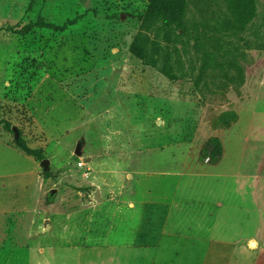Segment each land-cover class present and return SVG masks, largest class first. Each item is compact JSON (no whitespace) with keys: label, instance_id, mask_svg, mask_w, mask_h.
<instances>
[{"label":"rangeland","instance_id":"rangeland-1","mask_svg":"<svg viewBox=\"0 0 264 264\" xmlns=\"http://www.w3.org/2000/svg\"><path fill=\"white\" fill-rule=\"evenodd\" d=\"M149 3L0 0V264H149L146 196L193 217L201 188L264 239V0H183L139 59Z\"/></svg>","mask_w":264,"mask_h":264},{"label":"crops","instance_id":"crops-1","mask_svg":"<svg viewBox=\"0 0 264 264\" xmlns=\"http://www.w3.org/2000/svg\"><path fill=\"white\" fill-rule=\"evenodd\" d=\"M216 192L220 196L207 200L201 188L196 192L200 199H196L195 215L176 218L166 217V212L171 213L166 202H156L155 195L146 196L145 204L141 205L146 209L147 218L141 225L147 230L142 232L148 241L152 237L157 244L141 250L135 249L136 246L131 249L137 255L139 251L151 254L153 260L149 264H167L163 259L168 257L174 258L169 264H264L263 236L235 234L237 226H246V196L237 199L234 187H220ZM209 205L214 211L210 214L204 208ZM223 209L227 212L224 215L221 213ZM154 212L160 217H155ZM263 224L259 216L255 225L260 228Z\"/></svg>","mask_w":264,"mask_h":264},{"label":"trees","instance_id":"trees-1","mask_svg":"<svg viewBox=\"0 0 264 264\" xmlns=\"http://www.w3.org/2000/svg\"><path fill=\"white\" fill-rule=\"evenodd\" d=\"M183 0H150L149 7L145 14L141 17V24L139 30L136 34V37L131 46V53L138 56L139 59H143L142 49L139 47V44L142 42L145 32L149 28V24L154 19L159 17H167L170 20L178 21L180 24L184 23V14L182 13ZM38 25H41L44 28L48 29H57L56 26L45 24L42 21H38ZM31 29L23 28L20 31H17L16 34L26 35ZM17 147L27 155L37 157L38 153L27 148L21 141L16 142Z\"/></svg>","mask_w":264,"mask_h":264},{"label":"water","instance_id":"water-1","mask_svg":"<svg viewBox=\"0 0 264 264\" xmlns=\"http://www.w3.org/2000/svg\"><path fill=\"white\" fill-rule=\"evenodd\" d=\"M12 131L14 132V139L17 141L18 140V133H17V130L15 128H12ZM75 154L77 156L80 155V147L77 146L76 149H75ZM41 167L43 168L44 171H47L48 170V165H49V162L48 160H43L41 163H40ZM54 192V191H53Z\"/></svg>","mask_w":264,"mask_h":264},{"label":"built area","instance_id":"built-area-1","mask_svg":"<svg viewBox=\"0 0 264 264\" xmlns=\"http://www.w3.org/2000/svg\"><path fill=\"white\" fill-rule=\"evenodd\" d=\"M79 166L81 167V166H82V164L80 163V164H79Z\"/></svg>","mask_w":264,"mask_h":264}]
</instances>
